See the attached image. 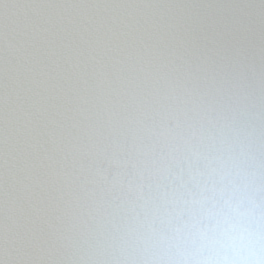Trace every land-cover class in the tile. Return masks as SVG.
<instances>
[{"label": "snow or ice", "instance_id": "1", "mask_svg": "<svg viewBox=\"0 0 264 264\" xmlns=\"http://www.w3.org/2000/svg\"><path fill=\"white\" fill-rule=\"evenodd\" d=\"M0 264H264V0H0Z\"/></svg>", "mask_w": 264, "mask_h": 264}]
</instances>
